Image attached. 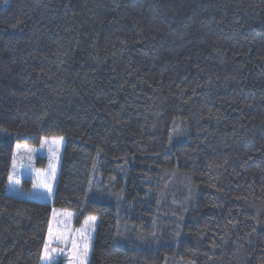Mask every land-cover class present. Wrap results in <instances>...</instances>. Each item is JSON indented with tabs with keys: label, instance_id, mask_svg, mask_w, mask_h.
Listing matches in <instances>:
<instances>
[{
	"label": "trees",
	"instance_id": "16d2710c",
	"mask_svg": "<svg viewBox=\"0 0 264 264\" xmlns=\"http://www.w3.org/2000/svg\"><path fill=\"white\" fill-rule=\"evenodd\" d=\"M51 135V203L8 195ZM53 207L97 216L87 264H264V0H0V264Z\"/></svg>",
	"mask_w": 264,
	"mask_h": 264
},
{
	"label": "rangeland",
	"instance_id": "374dc122",
	"mask_svg": "<svg viewBox=\"0 0 264 264\" xmlns=\"http://www.w3.org/2000/svg\"><path fill=\"white\" fill-rule=\"evenodd\" d=\"M63 144L62 135L43 136L37 144L15 142L5 192L51 203ZM96 225V215L78 222L75 211L53 207L39 264H87Z\"/></svg>",
	"mask_w": 264,
	"mask_h": 264
},
{
	"label": "snow or ice",
	"instance_id": "6c2138e0",
	"mask_svg": "<svg viewBox=\"0 0 264 264\" xmlns=\"http://www.w3.org/2000/svg\"><path fill=\"white\" fill-rule=\"evenodd\" d=\"M92 219H94V218H92Z\"/></svg>",
	"mask_w": 264,
	"mask_h": 264
}]
</instances>
